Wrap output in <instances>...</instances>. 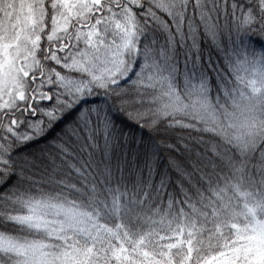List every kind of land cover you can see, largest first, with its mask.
<instances>
[{
	"label": "snow or ice",
	"instance_id": "1",
	"mask_svg": "<svg viewBox=\"0 0 264 264\" xmlns=\"http://www.w3.org/2000/svg\"><path fill=\"white\" fill-rule=\"evenodd\" d=\"M40 16L39 34L35 16L31 31L0 29V264H164L105 217L121 189L184 194L192 152L161 112L173 87L219 96L249 48L264 59V0H44ZM45 181L76 195H32ZM209 191L217 246L196 257L190 236L207 229L189 221L184 264H264V220L240 229Z\"/></svg>",
	"mask_w": 264,
	"mask_h": 264
},
{
	"label": "trees",
	"instance_id": "2",
	"mask_svg": "<svg viewBox=\"0 0 264 264\" xmlns=\"http://www.w3.org/2000/svg\"><path fill=\"white\" fill-rule=\"evenodd\" d=\"M203 2V0H202ZM240 27H243L244 22L238 21ZM259 48H249L247 59L242 58L240 63L247 69L248 62L255 64L260 62L264 68V59L260 55ZM254 66V65H253ZM232 84V81H230ZM229 83L228 88L231 85ZM191 85L187 89L177 91L172 89L173 101L166 112H161V119L168 120L169 123L175 125L180 130L179 135H182L186 146L191 150L192 155L188 163L193 165L189 168L186 174L187 183L181 190L184 194L181 195L178 191L176 196H165L163 191L157 188L158 194H153L150 188H145L143 195L139 192H133L131 187L127 193L122 192L120 201V213H109L105 220L112 225L123 224L125 227L121 232L130 233L128 244L132 245L134 241H142V237L147 235L150 243L144 245L142 251H147L149 257L153 260L160 259L164 264H182L183 254H187L189 240V229L185 225L189 221L196 222L197 229H207L198 231L196 235H191L192 250L196 257L207 258L213 254L214 248L218 241L212 239L209 243V237L213 234L208 231L213 228L212 207L204 208L203 204H211L213 207L218 206V201L215 195L209 191L210 185L212 188L223 189V203L229 206V212L233 216L234 223L243 229L249 225L253 217L248 211V206L245 205L243 195H238L237 187L241 185L257 187L264 183V99L262 105L252 110V116L259 127L250 126L249 129L251 138H246V135L240 139H234L229 129V135L224 136L226 131L223 127H207L202 120L190 116L192 105L197 109V103L190 100L195 87ZM228 92V90H227ZM222 106L226 111L232 110V102L226 98H220ZM236 109V108H235ZM233 111V110H232ZM231 112V111H230ZM250 140V141H249ZM182 146H184L182 144ZM207 153H211L207 159ZM215 161V167L211 166V161ZM207 165V166H206ZM190 177V179H188ZM34 196H63L65 199H72L76 195L74 192H69L67 189H58L51 185L48 181L43 184L34 186ZM170 191V190H169ZM97 193L100 189L97 188ZM87 195V194H85ZM178 197V198H177ZM111 201V196L108 197ZM203 202V203H202ZM86 203V199L83 201ZM131 206L128 214L124 210ZM199 210V211H198ZM20 211H23L20 209ZM208 214V222L205 223L200 212ZM233 221H230L233 222ZM184 228L185 240L179 247L176 244V238L179 228ZM224 239L231 242L230 238L235 237V231L229 227H224ZM28 239H40V235L35 232ZM174 244V249H168L162 245ZM137 246H139L137 244ZM163 253V255H162ZM142 255H136V262L142 261Z\"/></svg>",
	"mask_w": 264,
	"mask_h": 264
},
{
	"label": "rangeland",
	"instance_id": "3",
	"mask_svg": "<svg viewBox=\"0 0 264 264\" xmlns=\"http://www.w3.org/2000/svg\"><path fill=\"white\" fill-rule=\"evenodd\" d=\"M43 2L44 0H0V29H3L9 36L31 31L33 29L32 17L35 16L36 34H39V29L43 24L40 16ZM243 64L247 65L242 61L233 65V79L227 89L228 92L225 91L219 96L210 95L207 88H201L197 84L194 85L192 97L190 96L191 102L197 103L196 110L194 109L195 105H192L194 112H190L191 117L198 121L202 120V123L207 127H223L226 131L223 135L226 137L229 135L230 129L234 139H240L244 135L246 138H251L250 132L253 133V130L249 127H259L257 121L253 119L255 117L252 116L251 111L259 108L262 105V99H264V68L260 66V62H255V64L248 62L247 69ZM220 98L229 99L233 104L231 108L233 111H226ZM235 189L238 195L242 193L244 203L248 206L252 217L255 215L257 219L264 220V183L256 188L253 186L247 188L241 185ZM178 231V238L175 240L180 247L183 242L179 237L181 233L184 234V228L180 227ZM186 255L183 254L182 264H184ZM203 255L205 254L202 253V257ZM136 264H143V259Z\"/></svg>",
	"mask_w": 264,
	"mask_h": 264
}]
</instances>
